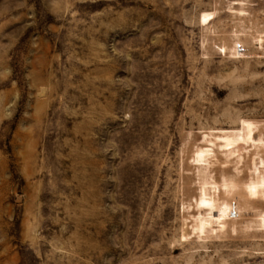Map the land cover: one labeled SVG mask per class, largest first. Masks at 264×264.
Instances as JSON below:
<instances>
[{"label":"rangeland","instance_id":"1","mask_svg":"<svg viewBox=\"0 0 264 264\" xmlns=\"http://www.w3.org/2000/svg\"><path fill=\"white\" fill-rule=\"evenodd\" d=\"M0 264H264V0H0Z\"/></svg>","mask_w":264,"mask_h":264}]
</instances>
